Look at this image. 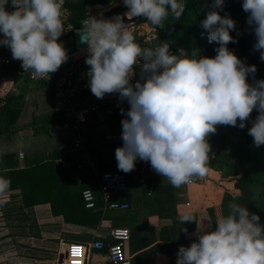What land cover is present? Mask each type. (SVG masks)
<instances>
[{
    "label": "trees",
    "instance_id": "16d2710c",
    "mask_svg": "<svg viewBox=\"0 0 264 264\" xmlns=\"http://www.w3.org/2000/svg\"><path fill=\"white\" fill-rule=\"evenodd\" d=\"M43 1L0 0V31L31 26L44 10ZM117 1L119 3L105 15L116 16L125 23L128 8L139 7L136 20L154 29L157 39L166 46L157 55L165 49L172 51L171 62L195 86L199 99L197 108H204L199 113H190L191 95L185 93L181 113L174 115L168 127L159 132L177 130L179 119L183 117L182 122L188 123L187 129L182 133L175 132V137L212 141L217 126L210 113L216 111L222 126L228 130L226 134L237 138L234 143L224 142L214 155L197 152L210 168H217L223 178L234 181L236 193H225L219 205L207 209L212 231L197 235L193 241V253L189 256L192 264H234V260L240 264H264L263 251L258 245V241L264 239V0ZM113 2L63 0L67 20L62 23L71 29L66 35L58 36L56 44L62 45L63 52L73 53V30L90 20L89 9L98 5L109 6ZM123 2L125 4L121 5ZM20 9L23 10L20 15L10 17ZM55 22L62 25L57 16L50 20L43 16L41 21L32 24L28 33L44 30L45 24ZM112 44L135 45L127 39ZM102 55L107 59L108 67L128 64L126 58L112 57L106 49L102 50ZM223 74L234 78L235 84L224 83ZM18 78L17 65L0 77V139H10L11 127L18 121L24 106L22 95L10 94ZM43 83L47 84L46 81ZM92 90L89 88L76 94L74 100L89 97ZM49 93L52 97L50 90ZM138 111L139 104L135 105L134 113ZM57 118L46 116L44 122L51 121L55 125ZM193 120H197L195 124H192ZM17 157V153H7L2 157L1 190L19 191L24 208L47 204L53 217H61L65 224L76 226L98 224L102 220L101 212L84 207L81 201L83 188L76 191L67 184L78 171L58 163L62 157L59 148L44 160L41 155L25 157L21 168ZM161 157L166 169L170 170V156L162 154ZM63 160L68 162L70 158L64 156ZM129 166V159L117 157L111 161L109 169L99 166L98 170L126 173ZM154 189L166 199L174 191L173 187L165 185H157ZM108 216L106 214L104 218ZM183 224L184 232H194L195 215L185 217ZM229 224L235 225L234 228ZM144 246L141 243L137 248ZM168 248L173 249V245H168ZM167 255L174 258L177 254L167 250Z\"/></svg>",
    "mask_w": 264,
    "mask_h": 264
},
{
    "label": "crops",
    "instance_id": "0c3cea01",
    "mask_svg": "<svg viewBox=\"0 0 264 264\" xmlns=\"http://www.w3.org/2000/svg\"><path fill=\"white\" fill-rule=\"evenodd\" d=\"M98 7H100V5L90 8V10L97 11L96 9ZM19 11L20 10L15 11L10 17L18 16L17 12ZM131 12V16H138L140 9H135ZM89 15L90 20L95 24L97 17H92L90 13ZM103 18H105V20L110 19L112 22L119 21L118 28L125 24L116 16H107ZM143 24L147 26L146 23ZM98 28H102V30L106 29V27L103 26ZM24 30H29V28H22L15 31H0V57H14V54H11V52L13 50L16 51L18 44L22 43L24 38L21 41L18 38H20L21 33H23ZM152 30L154 31V29ZM49 38L50 36L48 37V40ZM53 39L57 41L56 38ZM42 43L46 42L43 41ZM3 49L9 50L10 55H5L6 51H3ZM0 67L3 66L0 65ZM14 87H11L10 94L22 95L23 100L25 99V96L29 95L33 90H29L28 84L25 81H22L20 76ZM90 88L93 89L90 96L96 94L102 95L105 93V88H103V86ZM132 95L133 97H130V102L126 106H119L113 110H108L106 108L97 109V112L100 114L99 116L103 118L104 123L100 125V123L93 122L95 123L93 131H89L85 126L79 127L80 132H83L82 129H85V132L83 133L88 138L85 143H87V147L92 148L91 150L97 161V169L99 166H106L109 169L111 161L117 157L129 159V170L124 173L129 186V192L127 194L128 201L130 202L129 211L121 215H116V213L119 212H109L106 213L109 216L105 218L103 217L98 224L76 226L65 224L61 217H53L49 205L47 204L24 208L19 191L1 190L3 185L2 175L4 173L3 155L7 153H17V160L20 168L23 167L22 163L25 157L28 158L32 155L46 156L39 153V151L29 150L26 146L27 143H24L26 140L22 142L25 135L27 139L30 137L28 135L29 133L24 131L23 134L20 133V141H15L19 144H16L15 147L12 145L13 149L11 150H9L8 147V150L0 155V264H63L64 253L70 243L78 242L87 244L95 238H101L108 243L110 242L108 235L113 228H123L129 231L131 237L125 244L124 250L128 259L131 263L133 262L132 264H192L189 256L193 253V241L196 240L197 235L212 231L211 220L207 213V209L211 206V196L208 194L213 190L212 192L216 195L214 196V205L219 204L225 193H236L235 189L229 187V185L231 187L233 186L232 179L223 178L217 169L216 178L219 180L218 183L206 186V168L201 169L199 166L195 167L194 162L191 163V166H188V171H185L189 175V178L185 181L181 180L180 182H177V180H175L177 179V175L174 170L172 174L173 179H170L163 174L164 170L160 172L156 167L144 175L141 170V157L139 158V156L132 155L131 153L130 155H126V150H122L121 152H109L107 149H103L105 145L108 146L109 150L112 149L114 146H112L111 143H116L117 141H110L118 140V133L122 134V136L124 135L126 129V124H124V122L127 119L129 127L131 129L135 128V123L132 121L134 117L128 116L127 119L125 117V114H128L125 113L127 109H129V112H132L131 107L134 105L132 101L134 102L135 100L136 92L133 91ZM25 108L27 117L22 119V121H19L20 117L23 116ZM52 110L53 116H57V119L61 118V115L56 112L55 105L52 106ZM139 111L135 112V114L133 109L134 116H137ZM38 115L39 114L37 113V118H34L28 105H24L18 119L19 123L17 121L11 127V130L13 131V128H19L22 130V126L31 122L38 123ZM51 116L49 115L48 117L51 119ZM42 121H44V119ZM57 123L55 125H57ZM66 123L71 126V123L68 120ZM100 126L103 127L104 130L100 129ZM54 128L59 129L61 127L54 126ZM70 130L73 136L77 134L73 129ZM91 132L96 136L94 141L96 143L94 144L89 140V136H93ZM107 133L111 134V136H107ZM53 135L54 134H52L49 139L50 151L59 148V151L62 152V157L66 156L71 160L70 153L65 155L66 151L69 149L67 144H63L64 140H67V138L60 136L64 135L63 132L60 131L59 133H55L54 137ZM100 135H103V138L100 137ZM123 138L125 140L121 141L122 145H124V143L130 145L132 144V140H134L132 134H129V137L127 136V140L126 137L123 136ZM100 139L104 143L102 146L99 143ZM39 140L40 139H36V142ZM197 141H199V139H197ZM127 148H129V146L126 145L125 148L122 149ZM200 153L203 152L200 151ZM212 169L216 168L213 167ZM82 173L83 172H77L76 176L71 178L75 179L76 182L74 183L77 184V186L86 185H84L85 180L80 179ZM198 175H201V177L203 176V179H199ZM188 181H191V183H188ZM67 184L69 185V180L67 181ZM157 185L173 187L174 191L172 196L169 199H166L164 195L157 194L154 191V187ZM210 186L213 187L209 188ZM69 187L71 188L70 185ZM75 189H77V187H75ZM186 204H188V206H186ZM188 215H195L194 232H184L183 222ZM141 243L145 244V246L141 249L137 248ZM168 245H173V249L168 248ZM181 245H183V247ZM167 250L177 255L174 258H171L167 255ZM135 255H137V258H135ZM87 264H111V262L105 251H95L90 253ZM234 264H240V262L234 260Z\"/></svg>",
    "mask_w": 264,
    "mask_h": 264
},
{
    "label": "rangeland",
    "instance_id": "374dc122",
    "mask_svg": "<svg viewBox=\"0 0 264 264\" xmlns=\"http://www.w3.org/2000/svg\"><path fill=\"white\" fill-rule=\"evenodd\" d=\"M117 3L119 2L117 0H114V2L109 6L100 5V7L96 9L97 11L89 9V13L91 14V16L97 17L94 26L106 27V29L104 30H102V28H99L100 35L109 34L112 27H119V21L112 22L110 19L105 20V18H103L107 17V15H105V12H107ZM120 4L123 5L125 3L123 2ZM135 9H139V7L130 6V8H128V11L125 12V23L128 22L127 17L131 16V11ZM21 13L22 10L20 9L17 14L19 15ZM134 17L135 19L133 20L132 26L134 27V29L132 30L133 32H131L130 29H127L125 31L127 40L135 43L134 46L125 47L122 44L113 45L112 43L104 46L105 49L108 50L109 55H111L112 57L126 58L128 60L127 65L129 66L125 68L124 71L126 73V76L119 80V84L121 86L126 85L129 88L131 92V98L133 97L132 92H136L135 100L134 102L132 101V103L134 104L131 107L132 112H129V109H127L125 113L128 114L124 113L126 119L128 118V116L134 117L132 121L135 123V128L131 129L129 127L127 119L124 122V124H126V129L123 135L127 140V136L129 137V134H132L134 140H132V144L130 145L124 142V145H122L121 141L125 139L123 138L122 134L118 133L117 135H119V139L110 141H117L116 143H111V145L114 147L109 150L108 146L105 145L103 149H107L109 152H121L122 150H126V155H130L131 153L132 155L139 156V158L143 157L146 154H152L155 158V167L158 168L160 172L164 170L163 174L168 176V178L173 179V170L176 171L177 179L175 180H177V182H180L181 180L185 181L189 178V175L185 171L188 169V166H191V163L194 162L195 167L199 166L201 169L206 168V186L210 184H217L219 181L216 178L217 168H210L208 164L205 163L204 158L197 152L202 151L203 153L214 155L220 151L222 146L225 144L224 142L234 143L237 138L226 134L228 130L227 128L222 126L220 116L216 111L210 113L215 125L217 126L213 132L214 137L212 138V141H206V139H199V141H197L196 137H175V132L179 131L182 133L183 130L187 129L188 123L182 122L184 119L183 117H180L179 119L181 122L179 123V127L177 128V130L173 131L171 129L169 133L159 132V130L163 129L164 127H168L170 120L174 115H179L181 113V107L183 105V97L185 93H190L191 95L192 106L189 108L190 113H199V111L204 108H197V106L199 105V99L196 96L195 86L188 79L187 75L184 74L183 71L171 61L169 63L163 64L159 62V60L157 59L158 57H148L151 62L149 68L145 71L134 64V58L137 55L145 53V55L154 54L155 56L158 51L166 47L161 41L157 39L156 32L153 31L151 27H149L148 25L146 26L136 20L137 16ZM56 22L59 23V21ZM50 27L55 26L50 25ZM64 30L65 26L64 23H62V25H59L58 33H63ZM48 31L49 29H46L44 31L40 30L38 34L35 35H33L32 33L30 36L31 41L29 39L28 41L27 39H25L28 33L27 30H24V32L21 33L22 37L20 36V38L18 39L21 41L24 38V40L21 44H18L17 50L15 49L16 51L13 50L11 52V54H14V57H12L14 61L18 62L16 64H13L17 65L18 70L19 63L36 64L37 67L41 68V63H48L56 56V54L60 50H62V45L56 44L57 42L51 37L52 35L48 40ZM43 41H46V43H42ZM153 41H156V47H153ZM5 51V55H10L9 50L6 49ZM247 60L248 58L246 59V63ZM13 65L0 67V76L4 75L5 72ZM26 83L28 84L29 90H33L29 93V95L25 96L23 102L25 106L28 105L30 112L32 113L34 118H37V113L39 114V119L37 121L38 123L31 122L25 126H22V130L19 128H13L9 140L0 139V155L8 150V147L9 150H11L13 149L12 145H14L15 147L16 144H19L15 141H20V133L23 134L24 131L29 133L28 135L30 137L27 139L25 135V138L24 140H22V142L26 140V142L24 143H27L26 146L30 151H39V153L46 155L44 157L41 156V159L50 157L53 151H50L51 148L49 139L51 138L52 134L55 135V133H59L60 131H62L64 134L60 136H64L67 138V140H64L63 144H67V147L69 149L70 143L75 135L73 136V134L71 133L70 129H72V127L66 123L67 120L61 116V118L58 119L57 125H54L53 123H51V121L48 123L42 121L46 116L53 115L52 106L57 105L50 96L49 85L43 83V81H31ZM139 97H141L140 100ZM137 104L140 105V111L137 116H134L133 109H135V105ZM25 111L26 108L24 110L23 116L20 117L19 121H22V119L27 117ZM195 121L197 120H193L192 124H195ZM54 126L61 128L55 129ZM100 129L104 130L103 127H101ZM82 131L85 132V129H82ZM91 134L93 135L92 132ZM107 136H111V134L107 133ZM89 137L91 143H96L94 142L96 139L95 135ZM36 139L40 140L36 142ZM99 143L101 146L104 144L101 139L99 140ZM126 145L129 146V148L122 149L125 148ZM162 154L171 156V161L169 162L170 165L168 164V168H170V170H167V166H164L163 159H161ZM89 175V172H83L80 179L88 181ZM198 178L202 180L203 176L201 177V175H198ZM74 182H76L75 179H70L69 185L72 188L77 187L76 191H80L83 187L87 186L85 184V186H77V184H75ZM232 182L233 186L231 187L229 185V187L234 189V181ZM212 187L213 186H210L209 188ZM212 191L213 190H211L208 194L211 196L210 207L220 204L219 203L214 205V196L216 195ZM128 211L119 212L116 213V215H121L123 213H127ZM228 226L230 228H234L235 225L229 224ZM258 245L263 251L264 258V239L259 240Z\"/></svg>",
    "mask_w": 264,
    "mask_h": 264
},
{
    "label": "built area",
    "instance_id": "2783aa9c",
    "mask_svg": "<svg viewBox=\"0 0 264 264\" xmlns=\"http://www.w3.org/2000/svg\"><path fill=\"white\" fill-rule=\"evenodd\" d=\"M43 3V12L31 23L29 29L33 27L35 22L41 21L43 16L48 20L57 16L60 23L67 20V11L62 6L63 0H44ZM127 18V23L118 29L112 28L107 35H100L99 28L94 26L92 20L83 22L80 28L73 30L71 39L74 43V52L71 54L64 52L63 65L58 68L50 80L46 78V74L36 64H19L18 70V75L22 81L47 82L52 99L57 104L56 112L67 119L71 123L72 129L77 133L70 143L69 150L65 153V155L70 153L71 160L65 162L61 157L58 159V163L68 169L74 167L78 172L90 173V180L84 181L87 186L81 190V201L86 209L101 212L102 218L109 212H125L130 209V202L126 199L129 192L128 181L122 172L98 171L92 148L87 147L88 145L85 143L87 137L83 132H80L79 127L85 126L89 131H93L95 125L93 122L104 123L97 109L113 110L119 106H126L130 102L131 92L129 88L119 84V80L126 76L124 71L129 65L108 67L107 59L102 55L105 45L127 39L125 36L127 29L133 32L134 27L132 26L135 17ZM50 25L55 27H50ZM50 25L45 24L44 30L49 29L47 36L52 35L51 37L56 39L61 34L66 35L71 29L68 26L63 33H58L60 24L55 22ZM38 32L35 31L33 34H38ZM31 34L27 33L25 38L27 41L28 39L31 40ZM171 56L172 51L169 49L162 50L159 55L156 54L155 56L154 54L145 55L143 53L134 58V64L140 69L147 70L151 62L148 57H158L159 62L166 64L171 61ZM15 63L12 57H0L1 66H9ZM222 81L226 84H235V79L227 74L222 75ZM15 85L16 83L12 88ZM99 86L105 88L104 94L74 100L76 94L90 87ZM155 166V158L152 154L141 157V170L144 175ZM108 236L110 238L108 243L101 238H95L87 244L70 243L65 250L63 264H87L90 253L95 251H105L111 264H132L124 250L125 244L130 239L129 231L123 228H113Z\"/></svg>",
    "mask_w": 264,
    "mask_h": 264
},
{
    "label": "water",
    "instance_id": "95a60500",
    "mask_svg": "<svg viewBox=\"0 0 264 264\" xmlns=\"http://www.w3.org/2000/svg\"><path fill=\"white\" fill-rule=\"evenodd\" d=\"M153 47H156L157 43L156 41H153ZM65 57V53L63 51H60L51 61L48 63H45L41 70L43 73L46 74V78L48 80L52 79L55 75V72L63 65V58Z\"/></svg>",
    "mask_w": 264,
    "mask_h": 264
}]
</instances>
